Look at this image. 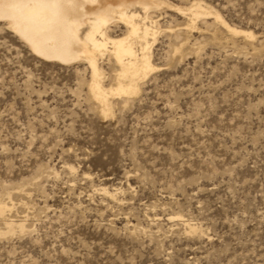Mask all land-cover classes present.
I'll return each mask as SVG.
<instances>
[{
    "label": "rangeland",
    "instance_id": "374dc122",
    "mask_svg": "<svg viewBox=\"0 0 264 264\" xmlns=\"http://www.w3.org/2000/svg\"><path fill=\"white\" fill-rule=\"evenodd\" d=\"M161 1L155 69L106 114L86 63L0 22V264H264V0Z\"/></svg>",
    "mask_w": 264,
    "mask_h": 264
},
{
    "label": "bare ground",
    "instance_id": "6f19581e",
    "mask_svg": "<svg viewBox=\"0 0 264 264\" xmlns=\"http://www.w3.org/2000/svg\"><path fill=\"white\" fill-rule=\"evenodd\" d=\"M163 4L161 0H0V22L41 59L64 65L86 63L88 91L106 114L111 97L136 95L140 82L155 69L148 37L154 38L159 31L151 13ZM188 11L192 26L199 16L214 15L230 34L254 38L251 32L230 27L199 3H193ZM115 23L124 26L123 36L110 35ZM104 60L114 66L109 86L104 83L108 76L101 66ZM1 205L0 217L6 211Z\"/></svg>",
    "mask_w": 264,
    "mask_h": 264
}]
</instances>
